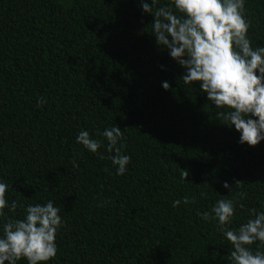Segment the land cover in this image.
<instances>
[{
	"label": "trees",
	"instance_id": "obj_1",
	"mask_svg": "<svg viewBox=\"0 0 264 264\" xmlns=\"http://www.w3.org/2000/svg\"><path fill=\"white\" fill-rule=\"evenodd\" d=\"M245 11L264 44V0ZM151 20L138 0H0V178L18 205L60 208L48 264H225L228 246L197 210L236 196L235 226L264 206V141L237 143L155 45ZM115 124L131 157L122 175L100 135ZM81 129L102 141L98 154L76 142Z\"/></svg>",
	"mask_w": 264,
	"mask_h": 264
},
{
	"label": "clouds",
	"instance_id": "obj_2",
	"mask_svg": "<svg viewBox=\"0 0 264 264\" xmlns=\"http://www.w3.org/2000/svg\"><path fill=\"white\" fill-rule=\"evenodd\" d=\"M245 2L168 0L161 5L158 0H138V7L142 14H151L148 32L155 45L166 50L183 69L179 77L184 84L194 87L198 82L199 91L215 107L218 119L238 132L237 143L255 146L264 141V44L254 47L249 38L251 22ZM158 66L166 70L165 65ZM161 87L169 89V82L161 81ZM44 102L37 98V105ZM100 135L107 140V149L114 152L108 159L115 173L124 174L131 157L121 152V128L116 124L105 127ZM75 140L92 153L102 145L87 129H81ZM222 187L228 192L232 188L228 181ZM8 188L0 178V264H17L22 258L27 264H48L57 254L56 235L64 224L60 208L52 199L18 205L17 200L6 198ZM245 195L238 193L241 199ZM180 202L173 200L172 206ZM18 206L23 210L22 217L6 216L5 209L14 212ZM237 207L243 205L236 196L218 198L207 210H197L196 215L215 222L228 246L226 259L222 257L225 264H264V251L259 246L251 247L255 242L264 245V206L250 208L248 218L233 226Z\"/></svg>",
	"mask_w": 264,
	"mask_h": 264
}]
</instances>
